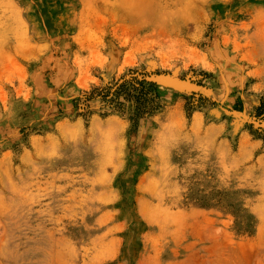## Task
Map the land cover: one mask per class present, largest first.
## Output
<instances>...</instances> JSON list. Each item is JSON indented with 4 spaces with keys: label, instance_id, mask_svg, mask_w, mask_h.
Here are the masks:
<instances>
[{
    "label": "rangeland",
    "instance_id": "1",
    "mask_svg": "<svg viewBox=\"0 0 264 264\" xmlns=\"http://www.w3.org/2000/svg\"><path fill=\"white\" fill-rule=\"evenodd\" d=\"M261 101L264 0H0V264H264Z\"/></svg>",
    "mask_w": 264,
    "mask_h": 264
},
{
    "label": "trees",
    "instance_id": "2",
    "mask_svg": "<svg viewBox=\"0 0 264 264\" xmlns=\"http://www.w3.org/2000/svg\"><path fill=\"white\" fill-rule=\"evenodd\" d=\"M165 75L170 74L150 68H131L110 83L92 87L85 92L83 101L97 100L103 116L119 115L129 121L132 129H136L148 123L161 110V94L156 78ZM205 76V73L193 72L197 83ZM256 116L264 117L263 101L256 110Z\"/></svg>",
    "mask_w": 264,
    "mask_h": 264
},
{
    "label": "crops",
    "instance_id": "3",
    "mask_svg": "<svg viewBox=\"0 0 264 264\" xmlns=\"http://www.w3.org/2000/svg\"><path fill=\"white\" fill-rule=\"evenodd\" d=\"M257 105V103L255 104V106Z\"/></svg>",
    "mask_w": 264,
    "mask_h": 264
},
{
    "label": "bare ground",
    "instance_id": "4",
    "mask_svg": "<svg viewBox=\"0 0 264 264\" xmlns=\"http://www.w3.org/2000/svg\"><path fill=\"white\" fill-rule=\"evenodd\" d=\"M143 181V180H142ZM149 183V182H148ZM141 184V183H140Z\"/></svg>",
    "mask_w": 264,
    "mask_h": 264
},
{
    "label": "water",
    "instance_id": "5",
    "mask_svg": "<svg viewBox=\"0 0 264 264\" xmlns=\"http://www.w3.org/2000/svg\"><path fill=\"white\" fill-rule=\"evenodd\" d=\"M156 82H157V80H156Z\"/></svg>",
    "mask_w": 264,
    "mask_h": 264
}]
</instances>
